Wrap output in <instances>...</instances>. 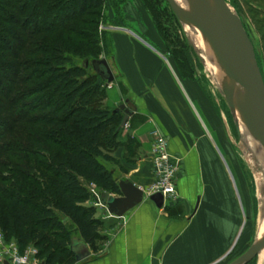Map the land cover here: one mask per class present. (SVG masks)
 Returning a JSON list of instances; mask_svg holds the SVG:
<instances>
[{
  "label": "trees",
  "instance_id": "trees-1",
  "mask_svg": "<svg viewBox=\"0 0 264 264\" xmlns=\"http://www.w3.org/2000/svg\"><path fill=\"white\" fill-rule=\"evenodd\" d=\"M14 1L26 9L24 0ZM30 1V12L13 20L24 25L21 46L10 54L0 47V59H10L5 72L15 73L5 78L8 86L0 83V231L21 251L37 246L45 264H77L73 239L97 252L106 228L97 210L86 207L94 201L89 187L121 194L107 165H119L124 115L107 106V84L85 67L104 55L99 28L105 3L41 0L46 23L32 25L38 0ZM65 3L77 11H67ZM57 10L70 14L54 21Z\"/></svg>",
  "mask_w": 264,
  "mask_h": 264
},
{
  "label": "crops",
  "instance_id": "crops-1",
  "mask_svg": "<svg viewBox=\"0 0 264 264\" xmlns=\"http://www.w3.org/2000/svg\"><path fill=\"white\" fill-rule=\"evenodd\" d=\"M131 2L125 17L109 21L122 23L125 18L135 29L107 32L109 55L102 58L115 76V84L107 86L106 104L114 111L126 105L134 113L122 133L138 147L124 175L116 169L124 165L125 147L120 148L115 155L119 165L112 172L118 182L127 180L142 190L144 200L123 218L103 206L94 207L96 217L106 223L103 240L97 252L89 247L91 257L77 264H220L236 239L239 211L229 170L215 146L204 93L165 53L160 31L142 0ZM153 130L166 137L170 154L180 160L176 201L147 196L155 181Z\"/></svg>",
  "mask_w": 264,
  "mask_h": 264
},
{
  "label": "rangeland",
  "instance_id": "rangeland-1",
  "mask_svg": "<svg viewBox=\"0 0 264 264\" xmlns=\"http://www.w3.org/2000/svg\"><path fill=\"white\" fill-rule=\"evenodd\" d=\"M226 1L232 10L241 18L244 27L248 32L264 79V0ZM30 2V0H24V5L26 6V9L24 10L23 8L18 9V5L14 0H0V3L3 6L0 11V18L2 19V23L0 24V33L2 32L0 34V47L6 50L9 54L13 53V51L21 46L23 42L22 35H24V25H15L13 20L16 21L24 16V14H27V12H30ZM41 2V0H38L36 4V11L30 17V23L32 25H36L37 22L40 23L41 21L42 25L46 23V21L41 19L40 16ZM142 2L147 12L149 14L151 13L154 25L160 31V40L164 45L165 53L170 55V57H172V61L179 65V69L182 74H189L194 79L198 88L202 89L204 93V105L207 113L210 112L211 114L209 115L208 113L209 122L211 123L210 128L212 126L211 129L214 131V134L212 135L215 139V146L220 154H222L229 170L230 183L233 187L234 203L237 204L239 211L236 222V239L232 244L233 247L230 250L229 255L223 260V262L220 263L232 264L243 256L258 239L257 225L259 222V201L257 198L258 190L255 174L240 154V150L248 148L250 138L248 139L247 128L244 123L237 118L240 126V133H238L236 129V121L227 105L224 94L215 90L214 84L209 78L206 68L199 57V53L188 40L182 24L177 20L167 2L165 0H142ZM104 3L105 8L101 12V15L103 14V20L99 28V37L101 40V47L103 49L105 48L103 50V54L108 56L109 50L104 45L105 34L114 30L113 28H123L129 26L130 28L135 29V25L131 23L134 25L133 26L130 22L125 21V18H121L123 19L122 23H120L119 20H117V22L109 21V18L114 19V16L117 15L118 17H125L124 9H130L127 5L132 3L131 0H116V2L112 3L106 1ZM64 7L67 8V11L68 9H72V13L77 11V8L73 3H65ZM67 11L60 12L57 10L54 13L52 12L53 20H56L57 16L60 15L59 13H62L65 17L68 16L70 11ZM53 24L54 22L49 23V26H52ZM102 27H105V29L101 30ZM17 36L19 38H17ZM7 52L5 53L3 51L1 56L6 55ZM5 59L4 57L0 59V83L8 86L5 78L8 76L7 78L12 79L15 73L13 72L11 74V70L10 72H5V70L8 69L4 67V63L8 60ZM81 61V59H78L77 63L81 64ZM1 78L4 80L1 81ZM2 93L4 94V92ZM216 138H218V140ZM122 139L125 147L124 159L122 161L124 165H120L118 168L113 165H107V167L109 170L116 168L117 171H121L119 172L120 174L124 175L123 173L126 171V168H128L130 164L134 163V159L138 156V147L132 140L124 139V133H122ZM89 189L91 192V186ZM96 190L98 194L101 193L100 189L97 188ZM91 194L94 197L92 192ZM86 207H97L95 205V197L94 201L86 204ZM72 236L79 237L77 232H73ZM6 242L9 245H15L18 250V254L21 257L28 256L32 260L33 264H45V261L40 254L41 251L37 246L29 245L21 251L16 240ZM55 242H57V240ZM256 261L257 259L252 262L256 264ZM252 262L249 264H252ZM65 264L68 263L66 262Z\"/></svg>",
  "mask_w": 264,
  "mask_h": 264
},
{
  "label": "water",
  "instance_id": "water-1",
  "mask_svg": "<svg viewBox=\"0 0 264 264\" xmlns=\"http://www.w3.org/2000/svg\"><path fill=\"white\" fill-rule=\"evenodd\" d=\"M177 20L198 30L207 40L217 57L220 69L225 75L224 96L236 121L240 114L250 135L261 147L260 158L264 163V79L258 64L253 43L241 18L232 10L226 0H195L197 9L193 18H188L175 0H165ZM86 68L92 70L107 86L115 84V76L107 59L86 61ZM118 112L124 113L121 129L134 115L126 105ZM121 197L114 198L108 193L101 195V205L110 215L123 218L144 200V193L132 182H119ZM157 196H163L158 194ZM264 249V236L255 241L251 248L232 264H249L256 260ZM71 250L78 263L91 257L89 246L81 238L72 241ZM3 264H10L5 261Z\"/></svg>",
  "mask_w": 264,
  "mask_h": 264
},
{
  "label": "bare ground",
  "instance_id": "bare-ground-1",
  "mask_svg": "<svg viewBox=\"0 0 264 264\" xmlns=\"http://www.w3.org/2000/svg\"><path fill=\"white\" fill-rule=\"evenodd\" d=\"M175 2L188 18H193L195 16L197 9V3L195 0H175ZM182 26L187 34L188 40L199 53V57L206 68L209 78L214 84L215 90H218L224 94L223 91L226 86L225 75L219 67L217 57L214 54L212 48L208 44L205 37L198 30L187 25ZM237 118L243 122L240 114H237ZM247 135L248 139L250 138L248 142V148L240 150V154L249 168L255 174L258 190L257 198L259 201V222L257 225V233L258 239H261L264 236V163L260 158L261 147L257 142L254 141L248 129ZM256 264H264V249L259 254Z\"/></svg>",
  "mask_w": 264,
  "mask_h": 264
},
{
  "label": "built area",
  "instance_id": "built-area-1",
  "mask_svg": "<svg viewBox=\"0 0 264 264\" xmlns=\"http://www.w3.org/2000/svg\"><path fill=\"white\" fill-rule=\"evenodd\" d=\"M102 27L101 30H104ZM153 140L151 158L154 162L155 181L147 196L162 195L164 199L176 201L178 198L177 184L180 173V160L174 158L168 147L166 137L158 130L151 132ZM97 186L91 185V192L95 197V205H101V193H97ZM8 261L10 264H33L32 260L26 256L21 257L15 245L7 244L5 236L0 232V263Z\"/></svg>",
  "mask_w": 264,
  "mask_h": 264
}]
</instances>
